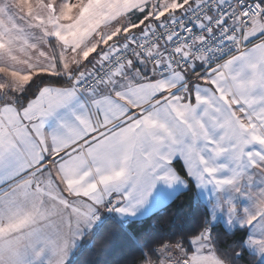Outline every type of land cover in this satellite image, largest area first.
<instances>
[{"label":"snow or ice","instance_id":"1","mask_svg":"<svg viewBox=\"0 0 264 264\" xmlns=\"http://www.w3.org/2000/svg\"><path fill=\"white\" fill-rule=\"evenodd\" d=\"M38 2L61 59L0 84V264H84L117 234L103 264H264V0H142L103 45L109 11ZM182 197L198 229L134 230Z\"/></svg>","mask_w":264,"mask_h":264},{"label":"crops","instance_id":"2","mask_svg":"<svg viewBox=\"0 0 264 264\" xmlns=\"http://www.w3.org/2000/svg\"><path fill=\"white\" fill-rule=\"evenodd\" d=\"M25 1V0H24ZM22 2V0H20ZM82 3H93L98 6L102 11H109L111 16L108 19H103L102 17L95 16L92 18L93 21H100V23H91L89 22V28L93 30L94 34L91 35L90 38H86V43H92L97 40L103 45V40L100 39L101 34L107 35L108 33H114L119 27L123 26L125 23L131 22L128 17V12L131 10L133 6H136L142 2V0H81ZM154 2V0H153ZM26 5L29 2H25ZM38 5L31 10H23L22 7V15H19L18 24L15 29L10 30L9 25H7V29L12 31L13 34L19 33V46L16 49L17 53L21 56V59H26L24 63V69L21 73L24 74L25 78L28 77V74L31 72L35 74L36 66L44 67L50 65L52 61V57L56 58V64L59 66V62L61 59V52L58 51V42L55 40L49 41L50 47L44 43L42 37V30L47 27L48 31L51 32L54 30V25L52 23L54 13H52L46 7H40L39 2H36ZM44 3V1H43ZM51 2L49 1V4ZM55 3L58 6V10L61 7L60 0H56ZM24 4V3H23ZM29 5V4H28ZM79 10H77V16L73 17L71 20H61V24H74L78 19ZM37 16L43 17V23L37 19ZM138 16V12L132 13V19ZM12 17V16H11ZM11 20L9 18H4V20ZM8 22V21H6ZM102 25V26H101ZM9 32V33H10ZM32 44H36L37 47H31ZM62 48V46H61ZM41 50L47 54V57L41 55ZM80 49H77L75 53L69 51L65 55L70 60L73 55L79 58ZM4 55V54H3ZM5 67V66H4ZM9 70H12L9 66H7ZM6 118L9 122L14 123L17 120L16 114L14 112H8ZM260 144H264V140L260 141ZM259 145L257 146V149ZM245 162H247V158L245 157ZM260 185L257 182V185L249 191L255 195L259 191ZM206 195H212V190L209 189ZM245 203H250L247 199Z\"/></svg>","mask_w":264,"mask_h":264},{"label":"trees","instance_id":"3","mask_svg":"<svg viewBox=\"0 0 264 264\" xmlns=\"http://www.w3.org/2000/svg\"><path fill=\"white\" fill-rule=\"evenodd\" d=\"M3 1V0H0ZM63 80V77H55V76H43L37 77L32 82V85L29 86V94L32 91L36 90V87L43 82H57ZM178 215H186L187 223L185 224V228L188 230H196L199 227L198 216L199 211L195 205V203L189 202L186 198H181L177 200L174 205L170 208L165 209L161 215L154 217L148 221L144 225L137 226L134 230H159L161 235H175V223L172 219ZM125 244V240L120 234H117L113 238V242L110 247L105 249L103 252H96L93 250H87L82 253L80 260L87 264L88 261H98L99 264H103V261H111L115 260L121 254L123 247Z\"/></svg>","mask_w":264,"mask_h":264},{"label":"rangeland","instance_id":"4","mask_svg":"<svg viewBox=\"0 0 264 264\" xmlns=\"http://www.w3.org/2000/svg\"><path fill=\"white\" fill-rule=\"evenodd\" d=\"M37 1L38 0H36V2ZM43 1L45 5L49 4V1L52 2V0ZM25 2L29 3H27L26 5ZM28 4H30V0H22V2H20V0L0 1V38L4 40L5 44L9 45L8 48H0V84H3L5 82L10 83V79L7 75L8 73L21 72L24 69L23 66L26 62V59H21V56L16 51L19 46V33L17 32L16 34H13V32H10V30L16 28L19 15H22V10L20 7H22L23 10H29ZM37 5L38 4L35 3V7ZM9 17L12 19V21L8 19L6 20L8 22H6L4 18L7 19ZM7 25H9L10 30L6 28ZM7 66L12 68V70L6 68Z\"/></svg>","mask_w":264,"mask_h":264},{"label":"built area","instance_id":"5","mask_svg":"<svg viewBox=\"0 0 264 264\" xmlns=\"http://www.w3.org/2000/svg\"><path fill=\"white\" fill-rule=\"evenodd\" d=\"M256 19H258L257 17H253V20H256Z\"/></svg>","mask_w":264,"mask_h":264}]
</instances>
